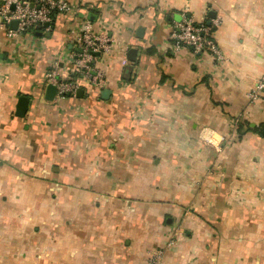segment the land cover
Returning <instances> with one entry per match:
<instances>
[{"label": "crops", "instance_id": "obj_1", "mask_svg": "<svg viewBox=\"0 0 264 264\" xmlns=\"http://www.w3.org/2000/svg\"><path fill=\"white\" fill-rule=\"evenodd\" d=\"M65 1L49 30L0 23V264H264V0ZM183 18L219 20L222 61L170 48ZM52 77L76 93L47 101Z\"/></svg>", "mask_w": 264, "mask_h": 264}, {"label": "built area", "instance_id": "obj_2", "mask_svg": "<svg viewBox=\"0 0 264 264\" xmlns=\"http://www.w3.org/2000/svg\"><path fill=\"white\" fill-rule=\"evenodd\" d=\"M75 7L65 0H0V23L7 28L13 22L15 30L9 31V36L30 33L37 28L49 30L54 19L59 14L73 12ZM219 24L213 19L209 24L195 23L190 18H183L170 32L169 45L173 51L190 50L193 54H201L215 61H222L224 56L220 52L215 40L214 31ZM47 25V27H45ZM89 23H85L83 32L76 39L79 54L75 59L74 75L84 79L92 87L105 84L103 74L92 65L95 54L108 53V40L102 35H92ZM61 95H74L77 90L75 81L59 82L58 78H51ZM264 97V79L248 93V98L254 100Z\"/></svg>", "mask_w": 264, "mask_h": 264}, {"label": "water", "instance_id": "obj_3", "mask_svg": "<svg viewBox=\"0 0 264 264\" xmlns=\"http://www.w3.org/2000/svg\"><path fill=\"white\" fill-rule=\"evenodd\" d=\"M16 27V23L13 22L11 24V27ZM45 27H47V25H45ZM40 29V28H38ZM134 52H130L129 56L130 55H133ZM81 93V91L79 92ZM57 94V87L53 84H49L46 88V92H45V99L47 101H52L54 99V97L56 96ZM26 103H27V99L26 98H23L21 97L19 100H18V104H17V113L16 115L19 116V117H22L24 116V113H25V110H26Z\"/></svg>", "mask_w": 264, "mask_h": 264}, {"label": "trees", "instance_id": "obj_4", "mask_svg": "<svg viewBox=\"0 0 264 264\" xmlns=\"http://www.w3.org/2000/svg\"><path fill=\"white\" fill-rule=\"evenodd\" d=\"M56 17H57V16H56ZM56 17H55V18H56ZM54 21H55V19H54ZM215 30H216V29H215ZM215 30H213V31L215 32ZM214 40H215V39H214ZM215 42H216V41H215ZM189 51H190V50H189Z\"/></svg>", "mask_w": 264, "mask_h": 264}]
</instances>
